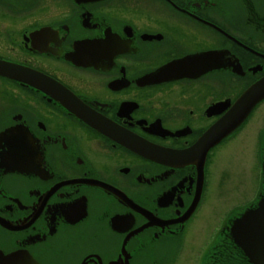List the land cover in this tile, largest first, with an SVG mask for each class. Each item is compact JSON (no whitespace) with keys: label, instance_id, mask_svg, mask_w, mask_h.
<instances>
[{"label":"flooded vegetation","instance_id":"flooded-vegetation-1","mask_svg":"<svg viewBox=\"0 0 264 264\" xmlns=\"http://www.w3.org/2000/svg\"><path fill=\"white\" fill-rule=\"evenodd\" d=\"M0 64L24 73L0 74V264H117L126 236L127 264H161L166 243L173 263L229 180L210 171L217 147L257 111L256 189L197 263L249 264L213 243L264 197V98L203 160L189 152L264 75V0H0Z\"/></svg>","mask_w":264,"mask_h":264},{"label":"rangeland","instance_id":"rangeland-1","mask_svg":"<svg viewBox=\"0 0 264 264\" xmlns=\"http://www.w3.org/2000/svg\"><path fill=\"white\" fill-rule=\"evenodd\" d=\"M257 115V111L253 112L236 134L217 147L210 171L214 175L224 170L229 175V180L226 183L224 179L221 183V195L215 198L208 194L205 198L201 208L185 228L182 234V249L171 264H197L202 251L214 239V234L223 226L227 215L246 205L248 201L245 200L254 193L257 183L254 129L260 122L256 121ZM227 185L230 190L228 194L225 191ZM166 244V248H163V245L154 247V257L162 258L161 264H167L174 254L173 244ZM147 256L140 255L138 264H146Z\"/></svg>","mask_w":264,"mask_h":264},{"label":"water","instance_id":"water-1","mask_svg":"<svg viewBox=\"0 0 264 264\" xmlns=\"http://www.w3.org/2000/svg\"><path fill=\"white\" fill-rule=\"evenodd\" d=\"M0 74L20 80L23 79L21 76L24 73L19 66L12 64H0ZM35 78L47 83V85L54 86L48 78L42 77L40 74L36 75ZM263 98L264 75L251 83L235 99L227 111H225L224 114L217 119V121L212 123L198 137L196 142L190 148L189 153H201L203 160L205 152L208 148L235 129L244 120L251 108ZM122 144L139 155L147 158H150L157 152L154 147L146 143L145 140L136 137L125 138L122 140ZM261 169L264 173V160L261 163ZM119 219L120 216H117V225L119 223ZM224 223L223 225L226 224ZM226 231L230 238L229 240H224L221 235H219L213 243V245L215 243L220 244L219 246L224 248L222 251L225 253V257L234 258V253L238 256V253L240 252L247 259L249 264H264V197L259 198L253 205L244 208L240 213L234 216L227 224ZM126 238L127 236L123 239L120 246V254L123 257V262L119 261L118 257L117 264H127L126 256H128V253L124 249ZM211 250L207 252L205 258L209 257L208 253H210ZM111 263H114V261H111ZM80 264H84V259L80 262ZM226 264L237 263L229 262Z\"/></svg>","mask_w":264,"mask_h":264},{"label":"bare ground","instance_id":"bare-ground-1","mask_svg":"<svg viewBox=\"0 0 264 264\" xmlns=\"http://www.w3.org/2000/svg\"><path fill=\"white\" fill-rule=\"evenodd\" d=\"M237 258V257H236Z\"/></svg>","mask_w":264,"mask_h":264}]
</instances>
